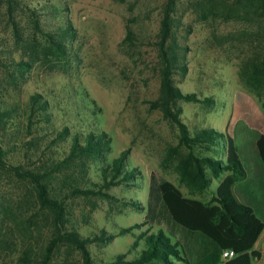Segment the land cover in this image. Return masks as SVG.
Listing matches in <instances>:
<instances>
[{
    "label": "rangeland",
    "instance_id": "374dc122",
    "mask_svg": "<svg viewBox=\"0 0 264 264\" xmlns=\"http://www.w3.org/2000/svg\"><path fill=\"white\" fill-rule=\"evenodd\" d=\"M168 5L169 0H0V113L14 109L2 115L9 125L2 140L16 148L23 168L48 167L62 196L74 180L92 191L67 196L64 227L89 239L90 264H107L137 260L145 249L140 233L156 231L142 224L150 174L161 191L215 204L212 193L230 173L213 171L205 159L223 162L225 144L216 134L229 137L244 171L233 176L232 197L260 223L243 251H258L250 264H264V168L255 148L264 135V16L235 0H173L171 83L193 100L171 102L161 88L157 50ZM45 32L62 42L63 54L48 50ZM32 94L46 102L48 119L34 114L26 130L22 117ZM63 128L67 134L59 141ZM201 131L210 142L197 138ZM89 133H104L107 146L59 170L53 166L67 155L74 135L83 143ZM115 158L121 165L112 178L108 170ZM27 188L0 179V209L12 211L6 218L0 214V264H17L22 247L37 251L50 237L53 214L28 206ZM48 264L81 259L62 243Z\"/></svg>",
    "mask_w": 264,
    "mask_h": 264
},
{
    "label": "trees",
    "instance_id": "16d2710c",
    "mask_svg": "<svg viewBox=\"0 0 264 264\" xmlns=\"http://www.w3.org/2000/svg\"><path fill=\"white\" fill-rule=\"evenodd\" d=\"M235 1L243 3L250 11L264 16V0ZM172 4L173 0H169V5L164 8V13L159 22L157 50L161 67V88L168 101L172 102L179 98L192 101L193 97L191 95L178 92L171 83L174 58L173 49L168 43L172 41L170 25ZM66 29L64 33L67 35ZM41 36L44 38L48 50H53L59 54L64 53L65 47L62 42H58L55 34L45 32ZM130 36L131 33L127 30L126 37L129 38ZM21 64L23 63L18 62L16 65ZM20 69L22 67H19ZM46 109V102L41 100L40 95L32 94L28 100L26 113L23 111L22 119L25 121V129L30 128L31 118L34 114L47 121ZM13 110L8 109L7 113ZM167 112L172 121L180 128L182 140H185L182 126L168 110ZM7 113H0V179L2 178L13 184H26L28 193L31 194L30 201L26 204L53 214L52 230L45 245L39 247L37 251L29 244L22 247L17 264H48L51 254L62 243L65 244L68 251L75 250L78 252L81 264H90L85 247V243L89 239L82 238L73 229H65L63 218L65 214L64 201L68 195H85L92 191L81 189L79 181L74 180L73 185H70L71 192L62 196L63 188L53 186L54 179L48 172V167L23 168L21 161H18V157L15 156L17 153L16 148H10L8 143H5L1 137L5 134L6 128L9 127L8 120L2 119V115H5L3 118L8 116ZM18 122L20 121L18 120L16 124ZM66 134L67 130L63 128L62 132L57 133L56 139L63 140ZM206 134L205 131H201L197 134V138L200 137V139L210 142L212 137ZM216 135L221 138L218 141L225 144V160L222 162L220 160L205 159V161L213 171H226L230 175L225 176L214 189L211 200L215 204H204L198 200L180 196L172 190L161 191L159 182L153 174H150L142 224L146 225L147 229L155 227L156 231L150 233L143 231L140 233L139 237L143 238L145 249L141 251L137 260L122 262L117 258L116 261L107 264H145L152 260L160 261L163 264H173V260L178 262L177 264H250L251 261L260 257V253L256 250L243 251L249 248L255 240L260 223L249 206L236 202L232 197L233 176H244L235 146L229 137ZM26 144L31 146L29 141ZM107 144L108 140L105 138L104 133L97 135L89 133L84 136L83 143H80L78 136L74 135L70 141L67 155L60 161L54 162L53 166H56L59 170V168H63L76 158L101 151ZM255 148L264 168V135L260 134L257 137ZM120 165V158H115L110 162L108 171L112 173V178L118 175ZM106 169L103 171L105 172ZM81 182L82 179H80ZM104 184L105 181H103ZM7 213L11 214L12 211L6 207L0 209V214H3L4 218L7 217ZM10 220L16 223L15 219ZM225 250L234 251L235 256L223 262L220 255Z\"/></svg>",
    "mask_w": 264,
    "mask_h": 264
},
{
    "label": "built area",
    "instance_id": "2783aa9c",
    "mask_svg": "<svg viewBox=\"0 0 264 264\" xmlns=\"http://www.w3.org/2000/svg\"><path fill=\"white\" fill-rule=\"evenodd\" d=\"M234 256H235L234 251H232V250H225V251H223L221 253L220 259H221V261L224 262V261H227V260L232 259Z\"/></svg>",
    "mask_w": 264,
    "mask_h": 264
}]
</instances>
